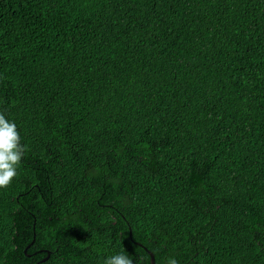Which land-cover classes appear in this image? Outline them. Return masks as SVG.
I'll use <instances>...</instances> for the list:
<instances>
[{
  "label": "trees",
  "instance_id": "1",
  "mask_svg": "<svg viewBox=\"0 0 264 264\" xmlns=\"http://www.w3.org/2000/svg\"><path fill=\"white\" fill-rule=\"evenodd\" d=\"M0 113V264H264V0H0Z\"/></svg>",
  "mask_w": 264,
  "mask_h": 264
},
{
  "label": "clouds",
  "instance_id": "2",
  "mask_svg": "<svg viewBox=\"0 0 264 264\" xmlns=\"http://www.w3.org/2000/svg\"><path fill=\"white\" fill-rule=\"evenodd\" d=\"M24 155V145L14 121L0 113V188L10 185L17 176V169ZM104 264H134L133 257L116 253L106 257ZM168 264H176L169 259Z\"/></svg>",
  "mask_w": 264,
  "mask_h": 264
},
{
  "label": "water",
  "instance_id": "3",
  "mask_svg": "<svg viewBox=\"0 0 264 264\" xmlns=\"http://www.w3.org/2000/svg\"><path fill=\"white\" fill-rule=\"evenodd\" d=\"M32 243H33V241H32ZM32 243H31V244H32ZM31 244H29V245L27 246V248H28ZM138 244H139L140 246H142V247L144 248V250L147 252V254L149 255V257H150V263H149V264H156L154 254H153L150 250H148L145 246H143L141 243H138ZM48 254H49V251H48ZM48 257H49V256L47 255L46 257H44V258H42L41 260H39L36 264H40V263L44 262Z\"/></svg>",
  "mask_w": 264,
  "mask_h": 264
}]
</instances>
